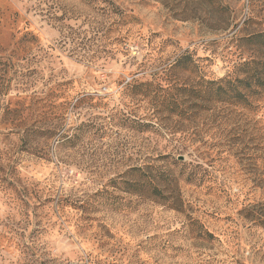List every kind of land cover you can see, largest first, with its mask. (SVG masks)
Listing matches in <instances>:
<instances>
[{
	"label": "rangeland",
	"instance_id": "1",
	"mask_svg": "<svg viewBox=\"0 0 264 264\" xmlns=\"http://www.w3.org/2000/svg\"><path fill=\"white\" fill-rule=\"evenodd\" d=\"M259 32L264 0H0V264H264V106L137 87L264 60Z\"/></svg>",
	"mask_w": 264,
	"mask_h": 264
},
{
	"label": "trees",
	"instance_id": "2",
	"mask_svg": "<svg viewBox=\"0 0 264 264\" xmlns=\"http://www.w3.org/2000/svg\"><path fill=\"white\" fill-rule=\"evenodd\" d=\"M248 43L258 47L260 52L264 53V32L253 33L247 39ZM207 58V57H206ZM199 58L195 59L192 54H185L179 57L176 62L167 69L170 73L167 79L169 84L166 89L162 86H153L150 82L144 84H138L140 93L143 96L148 97L154 94L153 100H158L160 97L157 94V90H172L176 89L178 96H165L160 103L161 107L157 110V113L164 112L167 116H179L181 119L191 121L196 112L206 111L212 106L225 107L229 110H243L248 112H258L264 106V60L251 58V60L243 61L236 66V71L228 73L221 78H214L206 74L202 68H200ZM184 72L189 74V80L187 83L177 85L172 84L177 72ZM180 94L186 96L181 97ZM186 102H189L186 105ZM191 106V107H190ZM191 108V109H190ZM160 118V117H159ZM147 128H150V123H145ZM163 157H169V154H162ZM161 156V157H162ZM148 168H152L153 165L149 163ZM153 169V168H152ZM167 171L163 170L160 173L161 176ZM206 173V172H205ZM204 174H193L191 180L198 179L200 183L205 179ZM154 175V174H152ZM160 176V177H161ZM152 191L151 193L165 197L163 189L159 186L158 179L150 178ZM168 186L172 183L170 178H162ZM253 220L259 222L261 226H264V215L256 212L253 216Z\"/></svg>",
	"mask_w": 264,
	"mask_h": 264
}]
</instances>
